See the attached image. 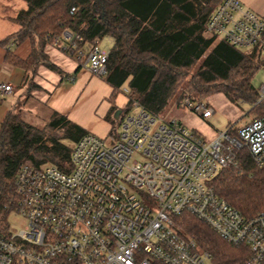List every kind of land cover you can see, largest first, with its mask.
Returning a JSON list of instances; mask_svg holds the SVG:
<instances>
[{
  "label": "built area",
  "instance_id": "obj_1",
  "mask_svg": "<svg viewBox=\"0 0 264 264\" xmlns=\"http://www.w3.org/2000/svg\"><path fill=\"white\" fill-rule=\"evenodd\" d=\"M207 29L236 47L256 49L264 65V18L240 0H221ZM63 37L73 44L70 31ZM108 58L97 42L83 67L103 76ZM179 106L205 119L215 112L189 96ZM133 108L105 136L83 135L72 147L70 171L53 164L19 168L14 197L0 207V264H213L195 237L180 232L175 217L183 212L224 240L248 245L252 255L244 264L264 262V211L246 216L213 185L222 169L237 166L242 148L264 166V117L206 139L137 102ZM13 213L27 219L18 231L8 222Z\"/></svg>",
  "mask_w": 264,
  "mask_h": 264
},
{
  "label": "trees",
  "instance_id": "obj_2",
  "mask_svg": "<svg viewBox=\"0 0 264 264\" xmlns=\"http://www.w3.org/2000/svg\"><path fill=\"white\" fill-rule=\"evenodd\" d=\"M26 1L27 8L14 18L20 29L1 43L31 41L26 59L7 51L8 60L31 75L45 65L68 77L46 53L48 43L77 60L78 72L93 45L105 36L113 38L102 76L113 88L105 116L111 124L117 123V110L129 113L136 102L160 115L177 94L179 105L185 95L202 101L217 92L235 104L252 103L255 118L264 117V99L259 101L261 94L252 81L263 66L258 51L217 40L207 29L221 0ZM67 30L73 34V44L63 37ZM119 93L128 98L124 108L117 106ZM88 132L58 111L44 127L9 111L0 123V207L14 197L16 173L23 164H53L70 171L72 147ZM213 185L220 197L246 216L264 211V166L254 163L247 148L239 151L237 166L222 169ZM175 221L181 233L195 237L199 247L211 254L213 264H244L252 255L248 245L224 240L190 212L177 215Z\"/></svg>",
  "mask_w": 264,
  "mask_h": 264
},
{
  "label": "crops",
  "instance_id": "obj_3",
  "mask_svg": "<svg viewBox=\"0 0 264 264\" xmlns=\"http://www.w3.org/2000/svg\"><path fill=\"white\" fill-rule=\"evenodd\" d=\"M240 1L245 9L264 18V0ZM25 8H27L26 0H0V84L10 83L13 86L12 92L0 89V123L9 111H18L23 119L39 126L49 121L54 111H58L83 125L87 130L98 132L97 124L101 119L94 115L95 109L103 101L105 106L101 111L102 116L108 113L111 107L109 97L113 90L102 76L95 75L84 67L76 72L77 60L54 43H48L45 51L68 77L58 74L45 65L39 66L37 72L31 75L23 67L8 60L9 49L22 59H26L32 49L30 40L21 44H14L12 40L8 44L1 43L20 29L14 18ZM75 72L76 74L73 75ZM72 78L74 81H71ZM32 81L39 87L33 86ZM127 101V96L122 93L116 98L119 108H124ZM103 102L100 104L103 105ZM105 122L108 133L111 123L106 120ZM213 133L209 131L207 136L213 138L215 136Z\"/></svg>",
  "mask_w": 264,
  "mask_h": 264
},
{
  "label": "rangeland",
  "instance_id": "obj_4",
  "mask_svg": "<svg viewBox=\"0 0 264 264\" xmlns=\"http://www.w3.org/2000/svg\"><path fill=\"white\" fill-rule=\"evenodd\" d=\"M217 40H220V38L218 37ZM99 44L102 48L106 50H110V48L114 44V40L110 36H105L102 39H100ZM252 81L254 86L259 90L261 94L264 88V65L256 71ZM180 92L181 89L179 90V93ZM177 99H178V94L172 99L169 105L160 114L161 117H163L165 120L168 121L177 119L179 122L184 124L190 130H195L200 134H202V136L206 139H211L207 136L209 135L207 134L209 133V131L214 132L213 135H216L221 131L237 128L249 122L250 120H252L257 116L256 114L253 113L255 111L251 112L253 108L252 103H246V102H241L240 104L232 103L227 99L225 94L222 92L210 94L204 97V99L202 100L204 103L211 106L215 111L214 114L207 119L203 118L200 114L196 113L195 111L189 108L180 107L177 104ZM100 103L96 107L94 114L98 119H101L98 121L97 124V129L99 131L98 132L97 131L92 132L89 130L88 131L91 133H95L99 136H105L107 133L106 132L107 124L105 122L106 115L103 117L101 112L103 106L105 105L104 102L103 105H101ZM133 111H135V108L131 109V112ZM45 124L46 122L39 125V127H44ZM206 130H208V132ZM68 143L71 144L70 142ZM8 219H9L8 222L10 225V229L12 231H18L24 228L27 224V219L21 214H17V213L10 214Z\"/></svg>",
  "mask_w": 264,
  "mask_h": 264
},
{
  "label": "water",
  "instance_id": "obj_5",
  "mask_svg": "<svg viewBox=\"0 0 264 264\" xmlns=\"http://www.w3.org/2000/svg\"><path fill=\"white\" fill-rule=\"evenodd\" d=\"M121 109L117 110L116 114H115V118H118L119 114L121 113Z\"/></svg>",
  "mask_w": 264,
  "mask_h": 264
}]
</instances>
